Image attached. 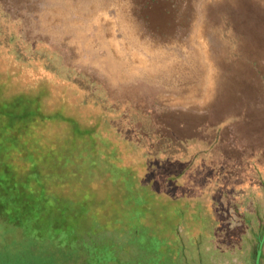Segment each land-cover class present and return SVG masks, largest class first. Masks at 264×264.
Instances as JSON below:
<instances>
[{
    "label": "rangeland",
    "instance_id": "obj_1",
    "mask_svg": "<svg viewBox=\"0 0 264 264\" xmlns=\"http://www.w3.org/2000/svg\"><path fill=\"white\" fill-rule=\"evenodd\" d=\"M0 264H264V0H0Z\"/></svg>",
    "mask_w": 264,
    "mask_h": 264
}]
</instances>
